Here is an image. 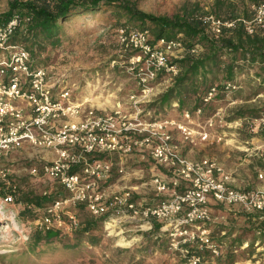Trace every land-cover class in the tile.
<instances>
[{
  "label": "built area",
  "instance_id": "obj_1",
  "mask_svg": "<svg viewBox=\"0 0 264 264\" xmlns=\"http://www.w3.org/2000/svg\"><path fill=\"white\" fill-rule=\"evenodd\" d=\"M251 10L249 18H238L247 34L264 30V0L251 5ZM205 18L214 35L219 34L222 26L234 25L233 20L220 21L211 15ZM23 20L26 18L14 14L0 23V179L6 178L5 161L13 151L27 146L53 153L50 160L39 163V170L67 194L41 209L34 219L39 230L76 229L79 221L73 208L81 203L93 217L105 215L108 220L138 222L147 229L152 220L166 224L169 248L177 251L186 264H205L202 250L212 257L219 254L218 246L203 226L211 220L209 200L222 207L264 212V191L229 186L224 179L217 178L220 167L216 161L181 155L172 137L170 129L178 133L182 142L208 139L209 133L203 126L194 130L190 125L213 98L214 87L202 95L200 106L182 110L180 119L146 120L139 115V109L129 116L121 109L109 112L84 109L82 103L70 100L68 88H53L46 68L35 67L24 46L9 40ZM115 42L118 50L127 55L128 69L142 96L151 89L158 73L174 76L178 71L169 62V56L182 49L178 39L158 38L150 42L145 29L119 25L115 29ZM189 51L195 53L197 49L192 47ZM234 88V83L223 85L225 91ZM79 113L81 118L75 120ZM205 123L212 126L211 117ZM132 153L165 169L167 178L153 174L149 182L151 189L156 194H165V198L144 202L134 199V193L127 187L107 191L103 186L114 167L122 173L121 165L113 162L112 157L121 164ZM35 171L34 167L30 170ZM257 177H264V171ZM5 182L8 192L1 196L0 202L8 204L13 202L15 186L8 180ZM25 206L29 208L31 204Z\"/></svg>",
  "mask_w": 264,
  "mask_h": 264
},
{
  "label": "rangeland",
  "instance_id": "obj_2",
  "mask_svg": "<svg viewBox=\"0 0 264 264\" xmlns=\"http://www.w3.org/2000/svg\"><path fill=\"white\" fill-rule=\"evenodd\" d=\"M8 1L0 0V13L6 10ZM130 1L139 10L154 15H172L181 5L193 3L208 11L212 2V0ZM111 18L108 12H100L64 24L57 33L59 42L53 45L46 44L37 53L36 61H40L39 65L46 68L53 88H68L70 100L82 103L84 109L93 108L101 112L121 109L126 116L132 115L136 109H139L142 118L151 119L153 113L145 107V104L166 88L169 78L164 76L160 80L153 81L151 89L145 91L142 96L128 69L130 64L127 55L118 50L115 42V29L120 24L116 26L111 24ZM19 43L24 47L27 45L26 41ZM245 78L246 76H243V79ZM230 91L205 104L200 115L193 117L190 126L200 130L205 118L219 110L217 115L211 116L212 128H204L208 133L217 132L234 125L232 121L221 126L218 120L225 121L238 107L259 109L260 113L264 112V100L230 103L232 99ZM248 92L249 90H245L242 95ZM130 94L134 97L129 98ZM166 114L165 118L180 119L175 104ZM81 116L82 114L79 113L74 119L77 120ZM252 122H250L251 127L259 123L256 120ZM235 125L243 131H247L250 127L249 123L243 124L240 121ZM177 136L179 137L178 133ZM197 140L193 143H184L195 146ZM174 141L179 143L176 139ZM38 154L41 153L36 149L23 147L13 151L5 161L8 171L6 178L0 179V198L8 192L5 188L6 180L13 184L15 189L12 203L0 202V264H186L177 251L176 253L183 260L182 263L170 254L174 250L169 248V239L166 252H162L157 249L152 239H146L141 234L148 230L144 224L123 219L106 220L100 229L92 232V235L99 239L96 245H88L82 241L79 248H63L58 239L72 240L74 230L58 232V229H51L50 231L56 230L55 239L47 246H39L33 252L29 251L33 237L43 233L34 221L41 214V207L35 206L31 202L32 199L60 190L58 183L47 179L39 171ZM112 160L121 165L122 173L115 172L113 178L103 182L107 191L120 190L125 186L132 190L136 200L155 202L165 198V194H156L149 184L153 170L160 168L150 159L130 154L121 164L115 156ZM33 167L36 168L34 173L30 172ZM122 176L129 178L126 183L122 182L124 179ZM64 193L67 194L66 191ZM25 203L31 206L27 208ZM210 212L211 220L203 226L209 231L210 239L218 246L219 253H222L229 248L228 244L236 237L238 228L246 224L243 215L252 212H245L239 207L238 211H229L216 204L212 206ZM85 213L88 212L86 210L79 212L78 220L81 221ZM227 230H230L229 235L224 234ZM159 233L161 237L167 236L168 225L163 224ZM243 237L249 240L251 235L247 234ZM153 238L155 239V236ZM245 246L246 243L243 242L235 249L238 258L233 264H264V241L254 240L248 252H240ZM142 248H146V251L141 250ZM204 260L205 264H218L214 257H205Z\"/></svg>",
  "mask_w": 264,
  "mask_h": 264
},
{
  "label": "trees",
  "instance_id": "obj_3",
  "mask_svg": "<svg viewBox=\"0 0 264 264\" xmlns=\"http://www.w3.org/2000/svg\"><path fill=\"white\" fill-rule=\"evenodd\" d=\"M261 0H212L208 11H204L197 3L183 4L172 15H154L139 10L130 0H9L7 8L0 13V23L17 14L23 20L13 32L10 41H26V49L35 67L39 65L37 53L46 44L53 45L59 42L57 33L64 24L71 23L86 16L100 12H108L112 17L113 25H127L136 29H145L150 42L158 38L178 39L182 49L174 56H169V62L174 64L178 71L174 76L160 72L156 80L168 76L169 84L145 107L152 111L151 119H165L167 111L176 105L177 112L184 109L193 110L201 105L202 95L210 87L215 88L212 99L220 98L227 93L223 89L225 82L235 83L236 78L253 70L252 77L264 82V30L247 34L238 18L247 19L251 16V5ZM211 15L220 21L233 20L232 27L222 26L219 34L210 31L206 16ZM120 18H122L120 20ZM196 48L191 53L190 48ZM43 67V66H42ZM259 86L253 93L262 90ZM211 99V100H212ZM210 102V101H209ZM259 109L238 107L232 111L227 120L243 118L252 120L260 118ZM255 134L264 137V124L258 126ZM60 190L52 194L42 195L32 199L35 206L41 209L56 199L65 197V191L58 184ZM77 217L79 212L86 210L83 204L78 203L73 208ZM244 216L246 224L238 228L236 237L228 244V249L217 256H213L218 264H233L237 260L235 249L243 242L246 243L240 252H248L254 240L264 241V212L253 211ZM108 220L105 215L97 217L85 213L79 225L72 233V240L58 239L63 248H79L82 241L88 245H96L99 241L92 232L100 229L102 223ZM163 223L151 221L147 231L141 232L146 239H152L158 250L166 252L168 235L161 237L159 231ZM56 230L36 234L29 244V251L39 246H47L55 239ZM60 230H58L59 232ZM226 235L230 230L225 231ZM250 234L249 240L244 235ZM155 236V239L153 238ZM141 250L146 251V248ZM248 250V251H247ZM203 258L212 257L207 250H202ZM182 263L183 260L176 251L170 253Z\"/></svg>",
  "mask_w": 264,
  "mask_h": 264
},
{
  "label": "crops",
  "instance_id": "obj_4",
  "mask_svg": "<svg viewBox=\"0 0 264 264\" xmlns=\"http://www.w3.org/2000/svg\"><path fill=\"white\" fill-rule=\"evenodd\" d=\"M252 72L253 70H248L236 78L234 83L235 88L230 91L232 96L230 103L239 104L241 102H247L254 99L264 100V82H260L258 79L252 77ZM243 76H246V78L243 79ZM259 86L263 87V89L253 93L254 89ZM245 90H249V92L246 95H242ZM218 113L219 110L215 111L209 117L217 115ZM206 119L207 118H205V120ZM263 119L264 112H262L260 118L252 120H244L243 118L233 120H227L226 118L225 121L221 122L218 120L221 126L232 121L234 122V125L225 130L209 132L208 139L205 141L197 140L195 146H190L187 143L182 142L177 136L175 130L170 129V131L173 138L179 141V143H176L181 155L190 159L207 157L216 161L217 165L220 167V171L216 174L217 178L224 179L229 186L238 189H257L264 191V177H257L258 174L264 171V137L255 134L258 126L264 124ZM205 120L203 127L205 129H210L211 126H207ZM253 120H256L259 123L254 124L255 126L251 127L250 122ZM238 121L243 124L249 123L250 127H248V130L243 131L242 128L237 127L235 124H238ZM59 122L61 123V121H58V125ZM193 129L195 130V128ZM215 136H219L220 139L215 140ZM37 151L41 153L38 154L39 163L43 160H50L53 157V153L51 151ZM131 155L139 157L136 153H132ZM158 167L160 168L153 170L154 173H152V175L158 174L163 178H167L165 169L161 166ZM115 172L116 168L114 167L106 180L108 181L113 178V174ZM123 177L124 176H122V178ZM128 179V177H124L122 182L126 183ZM208 204L210 211H212V206L216 203L209 200ZM225 208L229 211H238L237 206Z\"/></svg>",
  "mask_w": 264,
  "mask_h": 264
}]
</instances>
